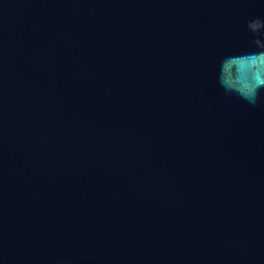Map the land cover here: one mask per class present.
I'll return each mask as SVG.
<instances>
[{
    "label": "water",
    "instance_id": "water-1",
    "mask_svg": "<svg viewBox=\"0 0 264 264\" xmlns=\"http://www.w3.org/2000/svg\"><path fill=\"white\" fill-rule=\"evenodd\" d=\"M257 38L264 0H0V264H264Z\"/></svg>",
    "mask_w": 264,
    "mask_h": 264
},
{
    "label": "clouds",
    "instance_id": "clouds-1",
    "mask_svg": "<svg viewBox=\"0 0 264 264\" xmlns=\"http://www.w3.org/2000/svg\"><path fill=\"white\" fill-rule=\"evenodd\" d=\"M255 43L257 45H260L262 47H264V44L261 43L260 39H256ZM264 58V53H260L257 56H254L253 59H261ZM226 84H229L228 81H225ZM229 87H232V85L229 84ZM264 87V75H260L257 76L256 78V83L254 85H252L251 87H247L245 86V88H247V90H245V88H239L237 89V91L240 92V94L243 96L244 99L248 100L251 103H255L256 99H257V95H258V90Z\"/></svg>",
    "mask_w": 264,
    "mask_h": 264
}]
</instances>
